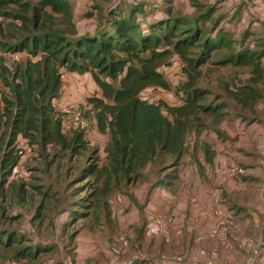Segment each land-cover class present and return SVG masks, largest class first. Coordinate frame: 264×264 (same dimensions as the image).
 I'll use <instances>...</instances> for the list:
<instances>
[{"label": "rangeland", "instance_id": "rangeland-1", "mask_svg": "<svg viewBox=\"0 0 264 264\" xmlns=\"http://www.w3.org/2000/svg\"><path fill=\"white\" fill-rule=\"evenodd\" d=\"M25 1L29 5L27 6L29 16L32 15L34 6L46 7L41 0ZM88 1L57 0L59 7L62 4L66 8L71 7V20L65 15L55 14L58 12H55L52 6L46 7V10L55 17L57 25L62 24L59 26L60 29L65 28L69 31H74L76 28L78 32L95 30L100 22L107 24L111 20L128 18L132 10L134 13L136 11L134 19L140 29L141 26L145 29L149 27L143 25L146 23L147 7L151 6L147 2L149 0H107L106 3L101 4L104 8L102 12L99 10L98 18L82 13L86 7L96 5V0L93 3L90 1L92 5H88ZM204 1H208L209 4L198 2V10L189 12L185 16L195 18L201 12L207 13L209 8H212L213 12L206 15L201 26L205 31L210 30L215 36L220 33L229 35L231 41L213 49L211 58L209 57L210 59L208 58L209 60L199 68L202 74L198 86L211 91L202 103L218 108L223 106L227 108L231 105L233 114L238 116L240 109L238 105L231 104L234 99L230 96L229 89L239 88L240 69L241 73H244V70L264 66L258 53L264 52V33L257 32L256 28L254 30V20L250 19V24L246 23L247 26H239V36H236L237 32L234 31L237 28L231 25V21L233 15L239 12L238 8L235 11L233 7L221 4L220 0H213L214 3H210L209 0ZM101 5L98 9L102 7ZM157 5L169 7L162 1ZM111 6L114 7L110 13H105V9ZM177 10L184 11L186 7L179 5ZM18 11L17 5L0 0V41H2L0 45L3 47L7 48L8 45L17 42L15 37L18 36V27L22 22L14 20L12 14ZM155 11L152 6L151 12ZM178 13L182 16V12ZM68 22H72L73 26L69 28ZM108 24L110 25L107 27L108 31H113V24L110 22ZM235 53H239L241 57L240 65H235L233 62L235 59L226 63L220 62V59L233 57ZM248 53H253V60L245 63L246 57H249ZM201 56L202 47L194 45L191 49V59ZM26 57V52H9L0 48V100L4 91H8L7 94L10 95L1 76V73L6 71L4 63L11 66ZM169 61V64L160 68L169 87L167 89L150 87L142 93L144 99L152 102L164 101L169 105L181 104L182 97L186 95L184 87L188 74L185 65L188 62L183 61L177 54ZM89 73V76L84 77L76 87L77 94L71 92L69 95L76 96L77 101L65 102L66 105L72 104L85 109V116L91 123L90 130L84 133L87 146L79 153H73L51 145L41 149L38 145L32 146L28 142L29 149L21 161L23 170L14 171L10 176V181L14 183L10 184L8 198L2 206L6 217L0 218V232L16 234L20 238L9 244L6 237L4 238L5 243L0 244V264H157L166 255L183 262L187 252H177L173 239L168 240L171 244L167 245L166 240L162 238L163 234H152L145 238L140 233L143 225L147 224L145 221L148 215L143 201V195H147L148 191L144 183L158 177L160 171L165 169V165L173 164V158L159 156L135 173L115 174L110 180L106 176L99 177L89 171L93 167L100 169L108 163L106 149L110 144V132L105 133L98 128L95 110L91 104H88L91 96L103 97L102 89L94 75ZM164 112L168 114L166 109ZM201 115L210 114L201 113ZM199 127L197 124L188 134L186 150L191 149L194 140L198 139L200 130L203 129ZM64 131L69 136L72 135L71 129L66 128ZM208 135L209 132L205 140L212 146L213 143L208 140ZM209 139L215 141L213 136H209ZM199 146L198 140L196 151ZM21 184L24 185L26 192L18 190ZM104 191H107V194H104Z\"/></svg>", "mask_w": 264, "mask_h": 264}, {"label": "trees", "instance_id": "trees-1", "mask_svg": "<svg viewBox=\"0 0 264 264\" xmlns=\"http://www.w3.org/2000/svg\"><path fill=\"white\" fill-rule=\"evenodd\" d=\"M4 1L18 6L19 11L12 16L22 23L15 37L17 42L7 48L0 45V48L26 52L27 57L11 66L4 63L6 71L1 73L10 95L4 91L0 100V218L6 217L2 206L8 198L10 184L14 183L10 176L20 161V138L41 149L51 145L73 153L87 146L83 131L71 129V136L65 133L62 117L54 106V100L61 96L63 68L91 72L102 89L103 97L91 96L88 104L95 110L98 128L110 132V144L106 149L109 160L104 167H93L89 171L99 177L106 176L108 180L115 174L135 173L159 156L180 158L188 132L197 124L203 125L201 113L217 111V106L202 103L211 94L210 89L198 86L202 74L200 66L211 58L213 49L231 41L229 35L215 36L201 26L206 15L213 12L212 8L195 18L169 10L156 19L158 21L143 23L149 25L146 29L143 26L140 29L134 19L136 11L132 10L128 18L109 21L113 31H108L109 22H100L95 30L80 34L77 28L74 31L60 29L62 24L57 25L55 17L47 13L46 7L52 6L60 13L55 14L72 19L71 7L63 4L59 7L57 0H41L46 7L34 6L31 16L27 15L29 5L25 0ZM67 26L72 27V22ZM194 45L202 47V56L197 59L190 57ZM175 54L188 62L185 65L186 95L182 103L169 105L164 101L144 99L142 93L150 87H169L160 68L169 64ZM232 56L220 62L235 59V65H240L239 53ZM248 56H244L245 63L253 60V53ZM230 88V96L236 102L244 106L249 104L248 92ZM18 190L26 192L22 184ZM5 237L8 244L20 238L0 232V244L5 243Z\"/></svg>", "mask_w": 264, "mask_h": 264}, {"label": "crops", "instance_id": "crops-1", "mask_svg": "<svg viewBox=\"0 0 264 264\" xmlns=\"http://www.w3.org/2000/svg\"><path fill=\"white\" fill-rule=\"evenodd\" d=\"M90 1L93 3L94 0H89L88 5H92ZM161 1L169 7L157 5ZM220 1L235 11L238 8L239 12L231 21L238 30L234 31L236 36H239V26H247L250 19L254 20V30L264 33L262 0ZM106 2L96 0V5L86 7L82 13H92L96 18L99 10L102 12L104 8L101 4ZM147 2L151 6L147 7L146 22L162 18L169 10L174 14L182 12L181 15H187L198 10V2L209 4L204 0ZM99 5L102 7L98 9ZM179 5L186 10H177ZM152 6L156 10L153 13ZM84 33L86 31L80 32ZM258 53L264 62V52ZM63 71L66 80H63L60 98L54 100L56 110L66 105L65 102L77 101L76 96L69 95L71 92L76 95L79 82L90 74L66 68ZM239 72L240 92H248L249 104L244 106L233 100L231 104L238 105L240 109L238 116L233 114L231 105L217 107V111L209 116L200 115L204 122L199 128L203 129L194 140V146L188 150L184 148L180 158L166 156L174 159L173 164L165 165L166 172L163 169L158 177L144 183L148 189L147 195H143L148 215L147 224L143 225L140 233L145 238L163 234L167 245L171 244L168 240L173 239L177 252H187L183 262L166 255L157 264H192L209 260L239 264L247 258L254 240L264 231V66L244 70V73L240 69ZM208 132L212 146L205 140ZM209 136H213L215 141ZM198 140L200 146L196 151ZM237 168L241 171L233 173L232 170ZM159 216L167 221L166 226L155 223ZM224 224L228 227L225 232L222 231ZM258 264H264V248Z\"/></svg>", "mask_w": 264, "mask_h": 264}, {"label": "built area", "instance_id": "built-area-1", "mask_svg": "<svg viewBox=\"0 0 264 264\" xmlns=\"http://www.w3.org/2000/svg\"><path fill=\"white\" fill-rule=\"evenodd\" d=\"M262 1L264 2V0ZM16 58L19 59L17 56ZM65 79L66 76L64 71L62 70V80ZM57 112L62 117L64 128L77 129L83 131L84 133H87L90 130L91 123L89 119L85 117L84 110L81 107H78L76 105H63L57 109ZM28 149H29L28 141L24 138H20L18 141V152L20 155V161L15 168V172H20L21 170H23L24 167L21 165V161L25 157V153ZM238 171H241V169L237 168L232 170L233 173H236ZM155 223L158 226L167 225V221L161 216L155 218ZM227 229L228 227L224 224L222 227V231L225 232L227 231ZM263 248H264V231L262 232L261 235L256 237L250 254L247 256V258L244 261H242L239 264H258V259ZM198 264H220V263L209 260Z\"/></svg>", "mask_w": 264, "mask_h": 264}]
</instances>
